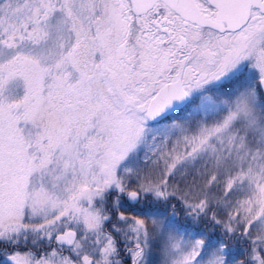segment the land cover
<instances>
[{
    "label": "snow or ice",
    "instance_id": "1",
    "mask_svg": "<svg viewBox=\"0 0 264 264\" xmlns=\"http://www.w3.org/2000/svg\"><path fill=\"white\" fill-rule=\"evenodd\" d=\"M0 264H264V0H0Z\"/></svg>",
    "mask_w": 264,
    "mask_h": 264
}]
</instances>
